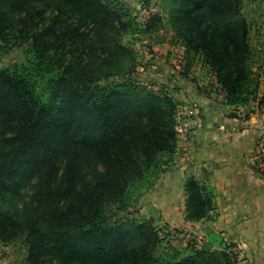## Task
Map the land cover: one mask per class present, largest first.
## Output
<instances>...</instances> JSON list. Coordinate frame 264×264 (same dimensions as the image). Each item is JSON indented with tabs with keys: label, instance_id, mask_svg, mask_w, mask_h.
<instances>
[{
	"label": "trees",
	"instance_id": "1",
	"mask_svg": "<svg viewBox=\"0 0 264 264\" xmlns=\"http://www.w3.org/2000/svg\"><path fill=\"white\" fill-rule=\"evenodd\" d=\"M243 3L168 0L171 26L227 104L264 106ZM151 16L141 25L122 0H0V243L25 264H238L196 246L163 259L153 220L128 213L178 148L179 103L123 70L136 60L124 38L161 29ZM17 47L22 60L3 65ZM184 192L187 222L213 220V187L190 177Z\"/></svg>",
	"mask_w": 264,
	"mask_h": 264
},
{
	"label": "crops",
	"instance_id": "2",
	"mask_svg": "<svg viewBox=\"0 0 264 264\" xmlns=\"http://www.w3.org/2000/svg\"><path fill=\"white\" fill-rule=\"evenodd\" d=\"M127 2L136 14L138 1ZM174 44L168 40L152 49L151 63L162 66L163 71L158 80L167 81L165 74L170 70L167 62L175 57ZM177 44L185 61V48ZM169 72L168 79L181 89L180 100L197 105L202 122L182 143L184 147L177 148L172 171L162 176L147 197L155 199L156 204L167 205L162 206L167 216L173 212L170 204L181 200L185 206L184 184L188 178L213 187L217 205L213 220L187 222L182 208L184 226L191 227V232L202 238L213 236L235 244L253 264H264V106L251 102L245 107H235L225 100L218 101L214 97L217 83L212 73V79L207 80L212 86L207 89L197 87L176 69ZM262 75L260 98L264 96ZM9 250L5 247L4 252ZM0 264H11L10 259L4 260L0 255Z\"/></svg>",
	"mask_w": 264,
	"mask_h": 264
},
{
	"label": "rangeland",
	"instance_id": "3",
	"mask_svg": "<svg viewBox=\"0 0 264 264\" xmlns=\"http://www.w3.org/2000/svg\"><path fill=\"white\" fill-rule=\"evenodd\" d=\"M125 1L128 5L127 0ZM139 4V10L142 3L146 5H152L154 7V12L151 14H159L162 17L161 29L157 32H151L146 34H141L138 37L127 36L124 38V42L127 45L132 47L136 55V60L132 63L125 62L123 65V70L129 72V76L126 77L130 79L134 84L138 86H146L151 89L157 90L159 87H166L169 90V93L174 97L177 103L183 104L184 102L180 100L179 91L177 84L168 79L170 76V70L176 69L181 75H186L187 71L189 72V79L196 83L197 87L209 88L212 86L210 81H207L208 78L212 79L211 71L204 66L201 59L195 58L194 61L186 62L183 57V50L177 46L176 42V30L171 26V17L170 10L171 6L168 5V0H136ZM243 11L246 18L252 26L251 33V43L254 48V65L253 67L257 70V73L260 75L261 79L264 73V0H243ZM132 5V3H131ZM138 10V11H139ZM139 12H137L138 14ZM147 18V22L150 19ZM146 24V23H145ZM143 25V24H141ZM170 40L176 46V52H174L175 57H171L167 62L169 71L166 72V80H158L157 76L162 74V66L158 64H153L151 61L152 58H149L151 54H154L153 47L155 44L167 42ZM156 47V46H155ZM164 57V56H163ZM23 58V48H15L8 56H5L3 59V65H8L14 61H21ZM169 59V58H168ZM175 61V62H173ZM156 67V68H153ZM164 81V83H163ZM172 81V82H171ZM262 81V80H261ZM171 83H174L176 86H169ZM214 97L221 101L217 95ZM182 142H178V147L182 146ZM182 149V148H180ZM173 166V165H172ZM31 192V191H30ZM162 206L156 204L155 199L152 200L147 197V194L143 195L141 198L136 199L128 209L129 215L132 217L143 221V220H153L156 230L160 231L162 241V249L159 252V255L163 259H169L171 256L178 255V257H183L190 255L194 246H196V241L191 243V234L194 235L197 241H200V247H206L210 250L216 251H227L234 253L237 261L239 259L246 261V264H253L251 258L242 253L241 249L235 244H227L221 241L220 238L209 236L208 238H202L199 234L191 232V227L184 226V214L182 208L185 211L184 202L179 200L176 204L169 205L172 207V214H164ZM111 213L115 212L113 207L110 210ZM171 214V218H170ZM170 228L172 231L168 234L165 233L166 229ZM188 235H190V240H187ZM10 248L9 252H3L1 258L4 260L10 259L11 264H25L24 259L26 256V251L23 250L20 245L7 246ZM233 259V258H232Z\"/></svg>",
	"mask_w": 264,
	"mask_h": 264
},
{
	"label": "built area",
	"instance_id": "4",
	"mask_svg": "<svg viewBox=\"0 0 264 264\" xmlns=\"http://www.w3.org/2000/svg\"><path fill=\"white\" fill-rule=\"evenodd\" d=\"M139 13L135 14L137 17V21L140 24H145L147 22V18L154 12V7L152 5H146V3H142ZM217 96L219 99L224 100L225 96L223 93L218 92ZM183 104L177 106L176 114H175V131L177 135L178 142H186L191 132L198 129L201 125V116L198 110L197 105L194 103L183 101ZM172 229L167 228L165 233H170ZM190 235H188L187 240H190ZM196 243V247H200V241H197L193 234H191V243ZM5 246L0 243V255L4 252ZM238 264H246V261L240 260Z\"/></svg>",
	"mask_w": 264,
	"mask_h": 264
}]
</instances>
